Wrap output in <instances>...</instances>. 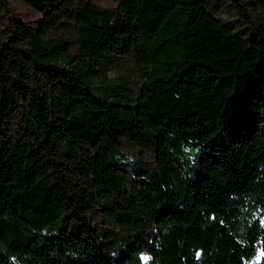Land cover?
<instances>
[{"label":"trees","instance_id":"1","mask_svg":"<svg viewBox=\"0 0 264 264\" xmlns=\"http://www.w3.org/2000/svg\"><path fill=\"white\" fill-rule=\"evenodd\" d=\"M20 1L39 17L0 38V264H264V0Z\"/></svg>","mask_w":264,"mask_h":264},{"label":"rangeland","instance_id":"2","mask_svg":"<svg viewBox=\"0 0 264 264\" xmlns=\"http://www.w3.org/2000/svg\"><path fill=\"white\" fill-rule=\"evenodd\" d=\"M96 5H98L101 8H112L114 7L115 3L114 0H92ZM6 2V12L4 15L3 19V24L0 28V38L6 35V28L9 25L10 21L17 20L22 23L28 22V21H35L38 17L39 14L34 7V5H31L29 3L22 2L20 0H5ZM242 8H247V12L250 14H253V6L250 3H244ZM257 11H260V9L256 8ZM240 12V7H236L231 4H227L223 10L219 13H217V17L224 23L226 24L230 29H232L235 32L239 31V28L241 27V24L244 20L242 18ZM10 13V15H9ZM70 34V30L66 29H59L56 31V36L57 35H62L64 37H68ZM141 67L143 66L146 70L150 68V64L144 61H141L138 64H133V68L135 69V74L137 75L139 73L138 66ZM121 72L116 69H112L110 71V79H115L117 78ZM128 155L133 159V160H138L142 162H147L149 164L152 163V157L147 154V153H142L139 152L138 150H135L132 147H129L128 150ZM106 225L115 228L113 224L111 223H106Z\"/></svg>","mask_w":264,"mask_h":264},{"label":"snow or ice","instance_id":"3","mask_svg":"<svg viewBox=\"0 0 264 264\" xmlns=\"http://www.w3.org/2000/svg\"><path fill=\"white\" fill-rule=\"evenodd\" d=\"M261 223L264 224V221H262Z\"/></svg>","mask_w":264,"mask_h":264}]
</instances>
